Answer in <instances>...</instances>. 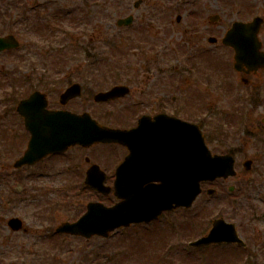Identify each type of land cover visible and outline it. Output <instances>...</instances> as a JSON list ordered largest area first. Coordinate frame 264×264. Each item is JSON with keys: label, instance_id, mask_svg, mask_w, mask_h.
Instances as JSON below:
<instances>
[{"label": "rangeland", "instance_id": "374dc122", "mask_svg": "<svg viewBox=\"0 0 264 264\" xmlns=\"http://www.w3.org/2000/svg\"><path fill=\"white\" fill-rule=\"evenodd\" d=\"M136 1L0 0V36L11 34L20 45L11 53L0 54V70H3L0 73V98L7 97L14 85L15 97L27 96L36 90L45 93L47 97H58L72 83L81 84L83 89L81 97H93L96 92L105 91L119 84H126L130 88V94L127 97H148L153 95L155 83L145 78L150 72L144 69L148 68L151 60L172 68V80L170 79L172 86H180L181 83L176 80L173 71L175 66L185 69L187 67L185 65L189 64L193 58L190 55H194L195 58L192 61L197 63L196 67L201 70L199 75L203 78L205 68H208V72L211 70L205 58L208 55L215 56L218 66L216 67L217 78H212L210 84L201 80L197 88L192 83L190 86H184L185 91L180 94L172 89L170 97H190L188 95L194 97L193 94H197L196 97H210L204 98L203 101V104H208V112L212 113L205 115L206 110L203 111V118L207 122L213 121L217 124L222 113L227 114L226 112L238 109L249 114L250 124L255 123L256 126L262 127L263 131L251 137L246 134L242 136L239 131L232 139L225 142L226 144H221L212 139L207 126L204 128L206 144L211 152L222 154L230 150L236 153V176L215 181L211 185H203L204 189L214 188L217 194L210 199L203 194L195 201L192 208L186 211L188 220L192 216L196 220L198 217L195 213L199 214V212L208 214V217L205 221H201V217L198 218L202 226L196 227L197 222L188 225L191 232L185 237V242L177 243L183 250L177 258L187 257L183 264H190L193 261L190 262L189 259L196 261L198 257L204 262L213 260L216 264L218 262L225 264L229 259L231 262L237 259L230 252V258L213 259L212 255L217 256L221 252L220 248L214 250L208 248L202 251L188 247L189 242L207 233L215 218L234 223L239 235L248 243L251 252L258 254V246L261 244L264 246V240L261 243L260 239L261 234L264 235L262 218L264 214V148L262 147L264 146V125H262L264 104L259 108H252L247 102H239L240 100L237 99L232 102L233 97L243 99L247 90L232 69L233 53L227 49L209 45L206 40L212 34L206 36L205 40L199 41L202 36L199 34L201 28L199 26L194 30L195 21L191 18L192 14L218 15L220 24L218 23L219 28L214 33L219 32L216 37L220 40L221 28H228L232 21H248L254 16L264 19V0H142L138 8H134L133 4ZM24 11L27 12V18L23 16ZM127 15L134 17L133 25L129 28L118 27L116 21ZM177 15L181 17L179 23L175 22ZM30 19L37 23L38 32L33 30V22ZM188 39L191 41L188 42ZM259 39L264 49V25L260 29ZM201 47L205 48L206 52L203 49L199 50ZM93 60L95 63L91 66ZM17 64L23 65L20 71H15ZM89 66L91 67L87 75L86 70ZM13 73L17 74L10 79ZM4 74L10 75L6 77ZM183 75L187 76V73L184 72ZM9 79L14 82V85L9 84ZM188 79L194 82L195 78L189 76ZM261 84L264 86V74H262ZM140 93L143 94L140 95ZM1 112H3L2 103H0ZM235 126L237 124L231 122L229 130ZM2 144L0 141V152L11 156L9 162H3L5 166L11 164L13 158L24 150L20 148L19 152L11 148L10 152ZM247 158L253 160L250 171H244L242 168V163ZM14 185L13 181L4 182V180L0 185V264H39L43 259H47L40 255L43 252L49 254V259H62V264H69L70 261L75 264L85 257L94 259L92 257L93 243L82 247V242L63 239L62 247L60 245L55 249L52 248L51 243L47 241L51 240L48 238L49 233L44 230L48 225L46 216L42 215L41 221L31 216L35 211L49 208L53 203L58 202L59 209L53 217L57 225L74 218L73 214L76 213V211L73 212L74 209L82 212L91 196L84 193L76 194L78 185L40 180L31 185L27 184L30 194L32 192L37 197L29 199L24 194L9 193ZM228 186L240 189L237 192L235 190L232 195L238 200L236 207L231 205V196L228 197L227 192ZM67 201L70 202L67 203ZM3 203L7 204V210H2ZM63 204H68L71 211L66 212ZM256 215L259 218L252 220V217ZM11 216L24 219L30 234H14L10 231L6 225V219ZM245 228L248 232L241 233L240 231H244ZM140 231L148 236L132 241L131 238L135 239L141 233ZM165 231L162 228L155 229L152 225L148 228H130L127 231L117 232L105 242H101L105 256L102 254L96 259H121L123 261L120 264H132V259H136L140 262L139 264H156L151 262L155 259H149L160 252L166 242H170ZM61 241L58 240V242ZM95 250H98V247ZM244 260L247 261L246 264H264V256ZM109 264L115 263L112 261Z\"/></svg>", "mask_w": 264, "mask_h": 264}, {"label": "flooded vegetation", "instance_id": "af4514ba", "mask_svg": "<svg viewBox=\"0 0 264 264\" xmlns=\"http://www.w3.org/2000/svg\"><path fill=\"white\" fill-rule=\"evenodd\" d=\"M213 16L214 15L203 16L199 14L194 16V30L199 26L201 28L199 34L202 36L199 41L205 40L206 36L212 34L207 37V43L209 42V38L212 37L214 39L212 46L230 50V48L228 49L222 45L221 40L234 21H232L228 28H221L222 36L219 40V38L216 37L219 32L217 31L216 34L214 32L219 28L220 18ZM133 23L134 20L131 26ZM190 41L191 40L188 39V42ZM200 49H203L204 52H206L205 48L201 47L199 50ZM262 51H264L263 43ZM190 56L195 58L194 55ZM210 57L212 61L207 63L211 70L208 72V68H205V75L203 78L200 77L201 70L196 67L197 63L192 61L193 58L190 60L189 64L187 63V65H185L187 66L185 69L176 66L173 68L176 80L180 82L183 87L181 85L172 86L170 81L172 77V68L168 67L166 64L161 65L160 62L151 60L148 68L144 69L145 71L150 72L145 78L148 81L153 80L155 83L153 90L154 93L148 97H118L115 100L102 103L94 102V97H74L66 101H61V97H33L29 102L27 101L31 97L0 98V103L3 104V112L0 113V135L4 137H0V141L4 144H2L3 146H8L9 148L13 147L14 150H18L19 152L20 148L24 149L23 152L17 154L16 157L13 158V162L7 166H5L3 162H9L11 159L8 158L11 156L0 152V185L3 183V180L4 182L13 181L15 185L9 190V193L16 192L24 194L27 195V198L32 199L37 197L32 192L30 194L27 184L31 185L33 182L37 183L40 180L74 184L78 185L76 186L78 188L76 194L84 193L85 195L92 197L87 203L100 202L109 207L121 201L114 197L113 189H110L107 193H100L84 186L86 180L85 174L92 165L98 166L100 172L104 174L102 177L96 178L95 181L101 182L109 188H112L117 182L143 184L141 187L143 189L149 184L158 185L161 181L170 180V165L167 170L165 163L168 160L170 163L171 147L176 149V143L178 141L176 137L171 138L170 136L172 131L176 132V129L172 130L169 124H167V122L170 123V118L173 117L184 122L196 124L201 132L202 130L204 131L206 126L209 129L214 126L213 121L207 122L206 119L203 118L204 110H206L205 115L212 114L211 112H208V104L203 107L204 98L210 97H196L197 94H193L194 97L191 95H188L190 97H170V93L173 89L176 93L178 92L180 94L185 91L184 86H190L192 83V85L194 84L197 88L199 87V83L201 84V80L206 84H210L212 78H217V58L213 55H210ZM18 66L19 69H21L23 65L19 64ZM175 70H177V72H175ZM184 72L187 73V76L183 75ZM262 74H264V70L262 69L251 70L248 68H244V72L242 73H236V76H239L240 82L247 88V90L243 99L233 97L232 102L237 99L240 100L239 102L243 101L250 103L252 108H259L264 104V86L261 84ZM4 75L8 76L9 74ZM189 76L195 78L193 79L194 82L189 81ZM142 94L143 93H140V95ZM22 102L26 103L21 105ZM58 113L77 116L88 115L96 122L98 127L121 131H133L132 137H124L121 139V142L117 143L98 142L89 146L77 144L69 147L64 153L49 155L42 161L33 165H24L15 168L14 163L26 150L31 136L33 134L44 132L40 129L43 126L41 116L50 118L53 114ZM167 118L169 121H166ZM246 130L250 135H257L260 131H263V128L252 124L250 127H247ZM129 157L130 164L123 165ZM139 188L138 185L135 186L136 192ZM2 210H7L6 203H3ZM56 211L57 209L54 208H43L35 211L31 216H35L38 221H41L40 219L43 217L42 215L46 216L45 220H47L46 224L48 225H46L44 230L50 232L54 239L61 238L67 241L76 240L83 243L82 247L93 243L92 250L98 247L99 252L101 251L103 245L101 242H105L106 238L92 236L86 239L81 236L57 234L55 230L59 224L56 225L53 218ZM74 211H77V209H74L73 212ZM173 216L175 217L173 218ZM11 217L6 219V224H8L7 222ZM21 221L23 222L22 227L18 231L12 232L21 235L30 234V230L27 227H24L26 226L24 219H21ZM185 223L186 209L177 208L172 211H163L155 220L149 223L132 224L127 228H120L116 232L120 233L122 230L130 228H148L149 226L154 225L155 229L162 228L166 230V237L169 240L173 237V241L180 242L185 239ZM240 232L246 234L248 230L245 228L244 231ZM240 237L246 244V247H240L241 249H244L241 251L243 260L240 255L239 259L242 260L241 262L239 259H234L237 262L227 260L225 264H246L247 261L244 259H258L259 257L264 256V246L262 244L258 246L259 253L253 254L249 249L246 240L242 236ZM247 238L250 239L249 237ZM260 239L262 243V240H264L263 234H261ZM234 246L238 247L237 245L209 247L214 249L218 247L221 252H227V254L230 255L229 251L234 250ZM58 261L55 259H45L44 261L39 262V264L63 263L61 262L62 260L60 262ZM112 261L113 259H80L79 262L75 264H109ZM183 261L184 259H178L177 261L168 263L157 262V264H183ZM138 263V260L136 261V259H132V264ZM69 264H72L71 261ZM195 264L216 263L213 260L211 262L210 260L204 262L203 259H197ZM218 264H221V262H218Z\"/></svg>", "mask_w": 264, "mask_h": 264}, {"label": "water", "instance_id": "95a60500", "mask_svg": "<svg viewBox=\"0 0 264 264\" xmlns=\"http://www.w3.org/2000/svg\"><path fill=\"white\" fill-rule=\"evenodd\" d=\"M261 22V19L255 18L250 24L235 23L226 34L223 42L235 49L236 69L240 70L243 65L249 68H256L259 65L264 67V55L258 51L260 44L257 42L256 37ZM121 23L129 24L130 19L118 22V24ZM17 47L18 43L12 36L0 38V52ZM127 93V88L117 86L106 93L97 94L95 100L105 101L122 97ZM80 94V86L72 85L60 97H78ZM30 97H45V95L34 92ZM64 119L68 120L67 124L59 123L48 126V134L33 135L28 151L17 162L16 166L31 162L35 158H41L48 153L61 152L76 143L86 142V144H90L99 140L116 142L120 138L117 131L97 130L94 122L90 119H86L85 125H80L77 117L68 116ZM59 120H62L61 116H59ZM182 125L183 131L186 126V146H180L181 161L171 165V180L160 185L161 192H159V189L150 188L145 194L134 195L135 197H132L131 194L121 195L125 199L124 202L109 209L102 207L100 204H89L87 212L77 222L63 224L57 231L86 237L93 234L105 236L108 232L120 226H127L134 222H148L156 218L162 210L178 206L188 208L200 193L199 183L201 181H213L216 178H227L235 174L233 159L230 156H212L205 147L203 138L197 128L189 124ZM83 128L91 129V131H85ZM250 164L251 162L247 161L244 163V167L249 169ZM93 169L88 172L89 178L97 175ZM180 170L181 177H179ZM175 175L176 178H174ZM86 184L103 191L102 184L99 182L88 181ZM117 191L118 185L116 183L115 195L119 196ZM10 225L18 229L16 220H12ZM222 241H237L240 243L232 225L217 221L209 236L193 245Z\"/></svg>", "mask_w": 264, "mask_h": 264}]
</instances>
